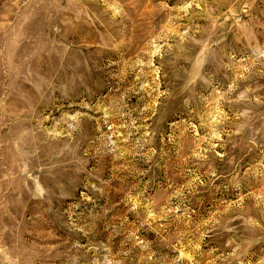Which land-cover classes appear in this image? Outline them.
Returning a JSON list of instances; mask_svg holds the SVG:
<instances>
[{
    "label": "rangeland",
    "instance_id": "1",
    "mask_svg": "<svg viewBox=\"0 0 264 264\" xmlns=\"http://www.w3.org/2000/svg\"><path fill=\"white\" fill-rule=\"evenodd\" d=\"M0 264H264V0H0Z\"/></svg>",
    "mask_w": 264,
    "mask_h": 264
}]
</instances>
